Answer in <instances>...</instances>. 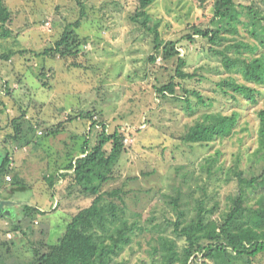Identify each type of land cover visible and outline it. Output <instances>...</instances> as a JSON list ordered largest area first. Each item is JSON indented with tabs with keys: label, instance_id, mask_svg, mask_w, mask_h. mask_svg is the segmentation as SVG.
I'll use <instances>...</instances> for the list:
<instances>
[{
	"label": "rangeland",
	"instance_id": "1",
	"mask_svg": "<svg viewBox=\"0 0 264 264\" xmlns=\"http://www.w3.org/2000/svg\"><path fill=\"white\" fill-rule=\"evenodd\" d=\"M82 2L83 14L73 0H4L11 21L4 28L7 35L0 27V161L8 154L12 169L0 184V264H28L32 247L56 243L73 216L91 205L93 197L79 193L71 177H60L79 157L84 135L93 146L101 129L97 125L88 132L91 121L78 119L82 113L103 122L108 134L122 135L123 151L100 192L120 189L124 219L146 230L136 231L113 264H151L149 243L159 234L182 248L184 240L168 224L176 220L168 200L179 198L187 220L199 202L205 209L217 207L212 216L217 219L233 187L225 172L237 157L244 168L257 148V112L264 99L251 104L220 91L217 84L232 75L209 52L207 41L193 35L194 27H210L213 0H153L146 11L158 22L163 44L157 51L154 34L130 19L139 0ZM235 2L264 11V0ZM77 20L76 34L86 45L75 57L35 55L53 47L65 26ZM169 42L177 55H166ZM178 58L185 61L184 72L196 74L193 79L175 76ZM171 81L179 84L176 95L157 91ZM182 87L198 92L207 106L183 94ZM205 113H237L233 134L208 144L185 143L183 136ZM14 120L21 126L17 140L9 138ZM50 128L60 131L50 136ZM17 182L27 189L12 193ZM104 199L119 205L118 199ZM11 222L17 231H8ZM191 264L213 263L199 256ZM253 264H264V255Z\"/></svg>",
	"mask_w": 264,
	"mask_h": 264
},
{
	"label": "trees",
	"instance_id": "2",
	"mask_svg": "<svg viewBox=\"0 0 264 264\" xmlns=\"http://www.w3.org/2000/svg\"><path fill=\"white\" fill-rule=\"evenodd\" d=\"M73 1L81 8L83 14L82 0ZM152 1L139 0V6L130 19L154 34V50L157 51L163 44L157 34L158 22L153 21L146 11ZM212 9L210 27H194L193 35L207 41L209 52L219 60L226 73L240 76L242 80L238 82L235 77L230 76L221 80L217 87L226 95L230 93L233 99L238 96L256 104L258 98L264 99V52L260 51L264 49V11L236 4L235 0H213ZM10 21L11 12L4 0H0V27L4 29ZM79 27V20L68 24L53 47L35 55L75 57L79 49L86 45V40L80 39L76 34ZM8 33V30L4 29L2 35ZM187 39L194 41L191 35ZM167 45H170L169 49L165 47L168 57H171L172 53L178 54L174 42ZM149 59L153 62L155 58ZM184 66L185 61L178 58L175 76L182 81L193 79L196 74L184 72ZM178 86L179 84L171 81L157 91L174 96ZM4 89H7L6 85ZM181 92L191 94L199 105L207 106V102L198 92H189L183 87ZM94 117L89 112L78 117L91 121L88 132L96 130L97 125L101 126L94 145L90 146L87 136L84 135L85 140L79 149V157L72 159L60 174L61 178L71 177L72 186H77L79 193L93 197V201L90 206L73 216L56 243L39 242L36 247H32L28 264H113L114 259L131 244L136 231H146L136 223H129L124 219L125 203L120 189L100 192L101 185L110 180L107 174L123 151V138L117 130L108 134L103 122H97ZM257 117V148L248 156L244 168L239 167L240 158L237 157L225 172V180L233 185L232 192L227 197L226 210L217 219H213L217 207L205 209L203 203L199 202L194 216L187 220L179 198L168 200L176 213V220L168 224L172 226L173 235L179 240H184V246L179 248L175 239L163 234L157 235L156 239L149 243L151 264H191L199 256L213 264H253L255 258L264 255V107L257 112ZM237 123V113H205L200 121L189 128L182 140L185 143L201 145L216 139L223 140L233 134ZM12 124L15 134L9 138L17 140L21 135V126L16 120ZM59 131L58 128H50L48 135L56 136ZM107 145L111 146L110 150H106ZM11 163L8 154L0 161V184L8 173H11ZM15 184L16 188L12 193L27 189L24 184ZM52 185L53 180H49V186ZM0 198H4L1 192ZM104 198L118 199L119 205ZM9 228L8 231L11 232L19 229L17 225H12V222Z\"/></svg>",
	"mask_w": 264,
	"mask_h": 264
},
{
	"label": "water",
	"instance_id": "3",
	"mask_svg": "<svg viewBox=\"0 0 264 264\" xmlns=\"http://www.w3.org/2000/svg\"><path fill=\"white\" fill-rule=\"evenodd\" d=\"M4 202H0V216L2 214V206H3Z\"/></svg>",
	"mask_w": 264,
	"mask_h": 264
},
{
	"label": "flooded vegetation",
	"instance_id": "4",
	"mask_svg": "<svg viewBox=\"0 0 264 264\" xmlns=\"http://www.w3.org/2000/svg\"><path fill=\"white\" fill-rule=\"evenodd\" d=\"M3 200L0 198V202H2ZM1 215H3V213L1 214Z\"/></svg>",
	"mask_w": 264,
	"mask_h": 264
},
{
	"label": "built area",
	"instance_id": "5",
	"mask_svg": "<svg viewBox=\"0 0 264 264\" xmlns=\"http://www.w3.org/2000/svg\"><path fill=\"white\" fill-rule=\"evenodd\" d=\"M97 127V126H96ZM97 128H99V127H97ZM39 135H41V133H39Z\"/></svg>",
	"mask_w": 264,
	"mask_h": 264
}]
</instances>
